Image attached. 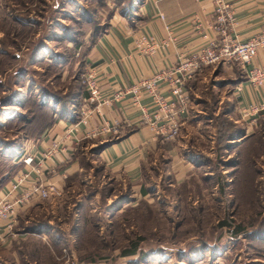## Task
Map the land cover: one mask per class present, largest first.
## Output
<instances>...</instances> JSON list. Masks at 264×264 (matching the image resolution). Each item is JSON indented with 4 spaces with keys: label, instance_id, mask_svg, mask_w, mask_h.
Here are the masks:
<instances>
[{
    "label": "rangeland",
    "instance_id": "obj_1",
    "mask_svg": "<svg viewBox=\"0 0 264 264\" xmlns=\"http://www.w3.org/2000/svg\"><path fill=\"white\" fill-rule=\"evenodd\" d=\"M141 1L2 0L0 179L23 155L25 128L45 117L41 104L54 106V98H69L76 86H84L83 57L94 34L114 15L133 18ZM208 112L221 128L215 139H226L232 127H221L223 121L218 124ZM194 116L200 124L206 120ZM205 136L196 135L194 143L205 154L216 150L208 168L217 184H203L200 173L191 184H161L150 172L149 183L133 196L125 184L110 183L100 171L93 180L82 172L68 180L58 200L21 211L19 226L49 221L57 234L55 243L31 241L27 259L40 264H264V132L246 144L241 159L223 146L239 141L217 145L211 143L212 131ZM238 159L241 172L234 176L229 164ZM92 164L99 167L98 161ZM125 250L133 253L123 255ZM13 260L0 248V262Z\"/></svg>",
    "mask_w": 264,
    "mask_h": 264
},
{
    "label": "crops",
    "instance_id": "obj_2",
    "mask_svg": "<svg viewBox=\"0 0 264 264\" xmlns=\"http://www.w3.org/2000/svg\"><path fill=\"white\" fill-rule=\"evenodd\" d=\"M225 1L234 16V24L227 30L228 34L244 42L259 33L264 24V0ZM2 7L0 0V16ZM212 11V0H142L133 18L114 15L108 27L87 45L83 57L85 72L88 67L96 70L100 94L107 97L139 80L151 78L156 72L171 69L181 54L187 56L200 48L202 32L217 36L211 29ZM141 35L153 36L165 42V46L156 55L148 56L136 47L135 42ZM251 66L264 68V47L258 50L245 69L235 62H222L202 68L193 80L185 82L189 103L186 111L179 114V132L173 139H164L142 122L141 109L148 112L154 109L152 98L145 93L135 102L132 94L126 91L120 99L101 105L99 111H93L83 123L78 115L87 98L84 88L78 97L75 118H59L35 138L25 139L23 155L32 154L35 160L40 159L52 144H57L58 151L45 163L52 166L53 171H44L39 180L43 184L54 185L59 195L31 202L24 213L41 208L44 202L58 200L64 194L68 180L82 172L93 180L100 171L111 177L110 183L125 184L133 196L139 193L142 184L149 183L146 176L150 172H156L161 184H191L197 173L201 174L203 184H217L208 168L212 162L208 157H213L216 150L211 147L205 154L194 141L198 140L197 137H208L205 133L211 131V143L218 145L221 141V138L215 139L216 134H221V128L213 122L212 116L207 115L209 110H212L210 115L218 120V124L223 121L221 127L225 124L232 127L226 142L239 141L233 149L225 148L227 154L241 149L257 132H264V113L254 126H247L239 119L240 107L264 103V86L255 88L247 83L246 71ZM157 91L168 96L167 82L161 81ZM224 103L229 106H224ZM194 114L206 120L200 124ZM104 124L115 127L116 132L98 137L88 135ZM69 128L74 129L66 136ZM87 154L99 162V167L93 166L95 161H89ZM17 164L16 173L23 168L20 159L12 165ZM14 175L6 173L3 176L5 181L0 186V197L10 186ZM50 205L53 204L50 202ZM20 213L12 232H7L4 224L0 223V248L13 257L10 264H40L39 259V262L27 259L29 244L34 240L42 244L55 243L56 229L49 221L35 222L29 227L19 226L17 223L23 214Z\"/></svg>",
    "mask_w": 264,
    "mask_h": 264
},
{
    "label": "built area",
    "instance_id": "obj_3",
    "mask_svg": "<svg viewBox=\"0 0 264 264\" xmlns=\"http://www.w3.org/2000/svg\"><path fill=\"white\" fill-rule=\"evenodd\" d=\"M212 2L211 29L216 32L217 36H210L207 32H202L200 38L203 40V44L200 48L187 56L181 54L173 68L156 72L149 79L139 80L110 96L102 97L96 70L88 67L83 80L87 98L78 115L80 121L85 123L93 111L98 112L101 105L120 99L126 91L132 94L135 102L141 94L145 93L152 98L154 109L150 112L141 109L142 122L156 130L164 139L175 138L180 127L179 114L186 111L189 103L184 90L185 82L193 80L202 68L215 66L222 62H235L245 69L256 57L258 50L264 47V24L254 37L244 42L239 41L227 32L234 24L230 5L225 0H212ZM159 16L162 18L161 14ZM135 44L140 51L148 56L156 55L165 46V42H160L149 35H141ZM246 80L252 87H263L264 68L251 66L246 71ZM161 81H166L168 84V96H162L157 91V86ZM238 113L240 121L247 126H254L259 116L264 113V103L242 106L238 109ZM73 129H67L66 136H69ZM115 132V127L104 124L88 135L98 137ZM57 151L58 146L54 143L42 154L40 159L35 160L32 154L21 156L23 168L14 175L10 186L0 197V223L4 224V229L7 232H12L18 214L26 209L31 202L45 201L51 195H59L54 185L43 184L39 180L44 171H53V167L46 166L45 163Z\"/></svg>",
    "mask_w": 264,
    "mask_h": 264
},
{
    "label": "trees",
    "instance_id": "obj_4",
    "mask_svg": "<svg viewBox=\"0 0 264 264\" xmlns=\"http://www.w3.org/2000/svg\"><path fill=\"white\" fill-rule=\"evenodd\" d=\"M141 3V2H140ZM105 30V29H104ZM103 30V31H104ZM103 31H100L98 33H95L94 36H93V39H91V42L94 40V38H96L100 33H102ZM73 92L70 94L69 98H66L67 96L64 95V96H61L60 99H56L54 98L53 99V102L55 103L54 106H51L50 104L46 103V104H41L40 106V109L43 110V112L45 113V117H41L42 119L41 120H38L37 123H30V126H27L25 128V136H26V139H33L35 138L36 136H38L44 129H47L49 126H51L57 119L59 118H75V116H77V113H78V97H79V94L84 92V86H76L73 90ZM67 99V100H66ZM41 122V123H40ZM42 124V125H41ZM32 126V128H31ZM30 127V128H28ZM27 130V131H26ZM228 136V135H227ZM257 136V133L252 137L250 138L248 141H246L243 145V147L239 150H236L235 152V157L240 158V156L242 157V153H243V149L244 147L246 146V144L251 141L254 137ZM221 141H224V143L226 142V139L222 140L221 138ZM220 141V142H221ZM106 145L105 144H101L98 146L97 150L103 148L104 146ZM227 145L226 147H228L229 149H233V147H236L237 146V143H235V145L231 146L230 144H223V146ZM230 145V146H228ZM237 162L233 161L229 164V166H231L234 171H233V175L236 176L238 173L240 174V167L242 165V161L239 160ZM13 172H11L10 174H15L16 173V169L19 167L18 164L16 166H13ZM17 174V173H16ZM236 179V177H234ZM5 181V178H3V176L1 177L0 179V186L2 185L1 183H3ZM237 183V182H236ZM133 251H128V250H125L123 252V255L125 254H132Z\"/></svg>",
    "mask_w": 264,
    "mask_h": 264
}]
</instances>
